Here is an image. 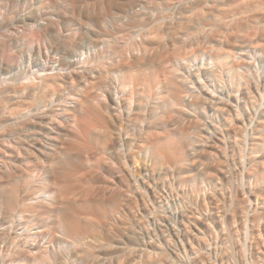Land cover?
Returning <instances> with one entry per match:
<instances>
[{
    "label": "bare ground",
    "instance_id": "obj_1",
    "mask_svg": "<svg viewBox=\"0 0 264 264\" xmlns=\"http://www.w3.org/2000/svg\"><path fill=\"white\" fill-rule=\"evenodd\" d=\"M0 1H3L1 2L3 3V6L5 3L7 5L6 8H8L7 10H5L6 11L5 14L3 13L4 15L0 17V31H4L5 34L9 36L6 32L9 33L11 29H15V28L22 29V33L20 32L21 33L20 36H17V37L15 36L14 38H12V35H11V37L9 36L7 40L19 42V41H26L27 39L29 41L35 42L36 50L39 52V54L40 52H42V50H47V49L55 51L56 55L58 56L56 57L57 58L56 61L58 62L57 67H60L57 69L56 72H50L49 70L46 69V66L49 62L41 61L39 64L40 68H38V71L36 72V74L32 73L27 76L25 75L26 77L23 76L25 78V79L23 78L25 82H21L20 78L18 79L19 82H15V80H11V78L8 80L6 79L0 80V111L1 110L3 111V109L7 107L5 105H8V102L10 100L12 99L18 100L20 99L19 97L24 98L25 94L30 95L31 97L32 96L31 94H34L33 92H35L36 90L39 92L38 89H41V88L42 89L50 88L51 94H52V95H49V97H47L48 99H46V96L43 97V99H41L42 96H39V94H37L38 99H33L34 97L33 98L31 97L33 100L30 103H29L30 99L28 98L29 100L28 101L26 99L27 97L25 96L26 97L25 99L27 100L25 102L27 103L26 104L23 103V105L21 103L20 104L21 106L19 105L20 108L12 114L13 117H11V119L6 118L4 116H0V126L3 127L4 133L6 132V134L15 135L23 131L32 132L30 133V135H23L20 138H16L17 139L16 143L21 146V149H23V151L25 150L27 155L28 154L31 156L35 155L36 157L42 159L41 164L39 162H38L39 165L34 164L37 166L36 169L38 170V173H39L37 174V176H34L30 173L31 171L29 169L28 170L30 172L26 169H22V167L19 164H16V162L12 161V156L13 158L16 157L15 154H13L14 151H10V149L12 148H10L9 151L6 150L5 152L2 150L3 147L0 149V157H2V160H1L2 165H0V243L3 244L0 246V264L1 263L2 264H68V260L71 257L70 255L72 254V252L70 253L71 251L70 248H73V249L76 248V251L78 249L77 252L79 254L77 256L81 257L80 259L81 260L83 259L84 263L86 262L85 264H90L93 261L95 264V262L96 263L98 262L99 258H102L100 259L101 261L104 258L103 260L104 262L105 257L98 258L97 256L98 254L97 252L99 251H98V248L96 247L99 245L98 247L101 250L103 248L101 246L102 243H99L101 241L98 240L100 236L97 239L98 241L96 243L93 240L87 241L88 240L87 237H89V236L86 237V235L88 234V231H92L95 228V226L99 225V222H100V225H102V226L100 225L99 226L104 230L106 227L108 228L110 226L109 223L111 221L114 222L113 219H114V216H116V214H118V216L126 214L124 211H121L120 204L122 205L123 203H125L126 201L125 199H128V198H125L126 196H129L127 193L131 194L134 192L133 191L134 188H132V185L135 187V191L137 192L141 191L140 193L148 197L150 196L149 194L151 192L149 183L154 184L155 181L159 180L161 175L164 176L163 173H165V171H167L165 176L166 175L169 176V173H171L169 176L171 177L174 171H177L176 168H179V166L185 165L187 161H189L191 164L193 163V166L195 162L198 163V166L195 168L196 172H194V174L192 175L193 177L191 178V180H189V184H191L190 192H192V194L193 192L200 191V186H201L200 184H204L205 182H207L206 184H210L211 187L212 186L216 187L217 182L219 184L220 183L219 181H221L222 182L220 183L221 188L224 189L225 187L224 185H228L229 187L230 184H232L233 182V178L234 179L238 178L236 176H241V178L239 177L240 180H242L241 183L244 181V179L253 178L252 180L253 184L255 182V184L260 183L264 185V173H263L264 172V158L260 157V160L257 161L253 156V155H258V153L264 152V133H260L257 136H254V131H256L255 129L256 127H255L254 129H252V131L250 130V131H247L248 133L246 132L248 135L247 137L245 136H244L245 138L243 137L244 138L243 141H245V143L247 144L246 145L247 153H245V156H244L245 159L243 155H241L240 157H243L244 162H246L245 166H244V162L241 163L239 161L240 164L242 165V167L239 166L241 167L239 168V170L237 169L235 171L234 169L235 166H234L231 169L229 168L230 170L227 168V170L224 172L218 171L221 174V176L217 174V178H215L216 180L211 179L215 173L214 172L209 180L208 178H206L208 177L207 175L208 173L206 174L207 172L206 169L204 170V167H203V170L206 171L205 173L204 172L201 173L202 170L201 171L199 170L201 168L200 165L205 166L206 163L200 159L201 152L203 149L201 150L198 149L199 146L201 145L198 142L202 141L201 137H203L205 133L209 135V133L207 132L209 130L206 128H200L199 126L197 127V125L193 124L194 117H196V115H199V114L200 115L202 114L204 116L203 119L206 122L208 119H211L213 116H216L217 114H221L222 111L223 112L226 111V114H227L226 116L229 115L230 117H233L235 114L237 113L239 114V112L243 110L244 108L247 109V107H250L249 106L250 99L248 98L249 97L248 95L252 94L250 96H253V94L257 91L259 92L264 91V52L260 53L259 50L256 49L257 47L256 48L254 47V49L253 48L250 49L252 46H249L250 48L249 50H247L248 47H246V45L244 46L242 44L228 43L231 39L227 40L226 43L225 42L222 43L220 39H217L216 41L218 40L220 41L219 43L218 42L216 43L217 45L215 44L216 46H219L217 47L218 49L212 48L215 45L211 44L213 45L211 47L212 48L211 50L213 49L214 50L211 51L210 53L207 52L209 53V55H207V58L205 57L206 59H204V61L203 59L200 60V61H203V63L201 64L202 65L201 67L205 65H208L209 67L206 69L203 67V71L202 70L199 71L198 69L193 70L196 72H194V74H192L193 73L192 72L191 74L196 75L195 73H198V77L196 75L197 78L199 79L204 78L210 82L220 81L226 78L225 80H227V82L232 86L230 87L232 89L228 92L227 96L224 94L226 96V99L222 98V100H219L218 102L213 103L211 102L212 100L211 101L209 100L210 98H207V97L205 98V96H201L202 91L200 90L199 87H198L199 89L198 88L197 89L200 91H197L195 90L194 86L192 87L194 90L192 88L190 89V87L187 86V84H191V83L185 84L184 80H188L187 76L184 78L183 77L184 75L182 77L171 75L170 72L176 71V68H178L179 66L182 67L184 65V63L182 64L179 63V61H181V57H179V60H177L178 63L175 64V67L170 66L171 68L169 69V71L168 69L164 67L165 64H163V60H162L163 57L160 54V52L156 51V49L157 48L163 49V46H165L164 39L167 34L164 35L163 33H161V31H159L160 29L157 28V26L159 25L156 24L157 26H155L156 28L155 30L154 28H152L153 29L152 31L146 30L147 33L145 35L143 33V36L138 35L139 32L137 30L136 31L138 33L137 32L135 33L134 31L130 32V29L134 27L135 24H139V23L141 24L142 22L141 20L142 18H140L142 14L138 13L139 11H135L137 9L134 10L136 0H64V2H66L69 5V7H71L70 9L71 11L73 8V11L70 12V10L67 11L66 9L65 12H63L64 13L63 17H58V18H57V15H55V13L53 14L51 11H48V8H55L56 5H59L57 4V0H0ZM23 4H25L26 6L27 4L28 5L31 4L30 5L31 7L29 9L27 8L28 10L26 11L25 10L26 6H24ZM80 5L81 7H83V9L81 8V10H85V11H78L80 10L78 9ZM114 5H116V7H119L118 8L119 14L118 15L116 14L117 17L115 18V21H114L115 25L113 24L114 25L113 28L112 26L110 28H112V30L115 31V35H117V37L113 36L114 35V33H112L113 31L111 32L110 36L112 35L114 39L117 38L118 40L115 39L116 41H114V39L111 40L107 38L109 37L107 33L108 30L103 29L104 30L103 31L102 29H100L102 30V32L97 31L96 29H94V27H92V23L90 24V22L92 21L94 22V25L96 24L98 25V27L100 26V28H103L104 26L102 25L104 24L103 22L105 21L104 20L105 16H107V14H109L112 11V8ZM256 5L259 6V4L257 3ZM74 10L75 12L77 11V13L84 12L82 15L83 18L81 16L82 19L79 18V21H78V18H75V21L73 19L76 14ZM96 11H98V13L93 14V12H96ZM69 13H71L70 15L71 20H73L74 24L73 23L71 24L72 21L70 20V16H68ZM77 15L78 14H76V16ZM84 19H86V21ZM112 22H113V19H112ZM62 24L64 26L63 28H61ZM74 25L77 26L76 29H72L74 31H70L69 28L71 29V27H73ZM174 26L176 25H173V27ZM177 26L180 27V25L178 24ZM140 32L142 33V30ZM152 33H155V34H152ZM138 36L140 37V39ZM209 36L211 37V35ZM214 37H215V34H214ZM226 37H229V36H226ZM215 38L211 37L210 39L215 40ZM237 41H239V39L236 40V43ZM242 41L244 42V40ZM240 42L241 40L239 41V43ZM181 44H183V42ZM222 44L223 45L226 44L225 45L226 47L225 48L222 47L223 46ZM83 50H87V52H83ZM92 50L93 52L95 51L94 53L99 52L100 58L101 56H103V58L110 59V62H111V57H112L111 56L112 54L110 55V53H113V56L114 54L117 53L118 55L116 54V57L118 56L117 58L119 59L116 60L117 58L114 57L115 60L112 61V63L108 62L109 64L108 63L106 64L105 62L107 61H105L104 64H106L107 67L103 65V68L106 67V70L104 69V71H101L100 68L98 70V68L96 67L95 68L97 70L91 69V67L89 68L88 66L87 68H84L85 64L87 63V61L90 59L91 55L93 54V53L92 54L90 53ZM128 50L130 51V54L132 53L131 56L130 55L125 56L124 53L129 52ZM207 50L210 51V45ZM259 55H260V58L262 57V61L260 60L262 64L259 66V68L256 69L255 71H252L251 69H247V67L248 68H252V67H249V64L251 63H249L248 65L246 64L245 58L246 57L256 58V57H259ZM42 57L48 60L50 56L48 54H44L42 55ZM6 58H8V60H11V61L16 59L15 55L13 54L12 55L6 54ZM108 65H109V68H108ZM185 66L187 69L190 65L186 64L183 67ZM244 66H246V69H243ZM111 69L118 70L119 72H121V74L122 72H124L123 74H126L124 75V77L122 76L123 74L121 75V77L123 78L122 80H117L116 85L112 83L115 81L112 80L110 82V80H108L110 77V76L108 77V74L112 72ZM179 70L180 69H177V71ZM169 74L171 75V77L164 80V77ZM18 77L19 76H17V78ZM112 78L114 79V76ZM140 78L142 80H135V79H140ZM161 78H163V80H160ZM189 79H190V75H189ZM241 80L243 83L240 82ZM250 80H255V82L250 83V82H253ZM162 81H166V82L162 83ZM200 81H199V84H200ZM62 83H63V86H62ZM220 83H218L219 86H222L220 85ZM194 84L195 83H192V85ZM67 86H69L68 89H67ZM61 87H64V90L65 88L68 90V91L67 90L65 91V94L67 92V95L62 94L64 90ZM206 91L209 92L208 90ZM211 92L213 93V91ZM205 94L207 95L208 93L205 92ZM259 95L261 94L259 93ZM187 97L190 99H187ZM251 103H254V102H251ZM17 108H18V105H17ZM261 112L262 113L259 115V118L258 117L257 118L258 120L262 118L263 119L262 123L264 124V110ZM255 113L258 116L257 114L258 112H255ZM229 118L225 120L231 121V119ZM199 122L200 120L198 121V123ZM231 123H234V122H231ZM243 130L246 131L247 129H244L243 127ZM246 133L244 135H246ZM209 138L211 139L212 137H209ZM223 138L224 137H222V139ZM241 138H242V135H241ZM206 139L207 138H205V140ZM218 141L220 142V139H217V141H215L216 144L218 143ZM238 143L239 141L238 142L236 141V144ZM93 145H95V147L97 148L93 147ZM3 146L5 147V145ZM94 148L96 149L94 151L95 153L94 152L92 153ZM246 149L244 148L242 150L239 147L238 151L241 150V152H246L244 151ZM1 150L3 151L4 154L2 153ZM232 150H235V148L232 147ZM30 157L28 158L30 159ZM24 159H27V156ZM103 163L104 164L108 163L106 166L109 167L112 171L110 169L109 170L111 172L108 169L107 170L110 172V174L112 173L111 177L113 175L116 178L114 179L113 183L114 185L117 186L115 188H118L116 189L118 191L116 193V190L113 188L115 190V193L113 194H116L117 196L116 195H115L116 197L113 196V194H111L110 192L111 196H107L108 198L106 197L102 198V196H100L101 197L100 198L98 197V193L100 189L98 190L95 188L94 191H98V193L96 192L97 196L96 194L94 195L88 194L91 198L90 197L88 198V196H86L85 198L83 192L86 189L88 190L87 187L90 185V179L98 178V176L100 175L99 172H98L99 173L98 175V173L94 171L93 174L97 173L96 175L98 176L93 178L92 174H89V173L92 170H95V168L97 169V167H99L100 165L103 166L104 165ZM256 163L259 165L258 167H260V172H262L263 174L262 173L260 174L259 171L256 170L255 167L257 166L254 165ZM23 165H25V163ZM133 167H135L134 168L135 170L133 169ZM83 172L88 173V176L86 175L87 178L85 177H83L84 179L80 178V176H82L80 175V173L83 174ZM89 175L92 177H90ZM102 176H100V178ZM111 177L109 175L110 179ZM104 178H105V175L100 180V181L103 180L104 182L102 185L103 187L101 186L102 188H104V186L106 185L109 186L110 183H112L111 181L110 183L109 181H107L109 180L108 177H107L108 179L106 178L105 181H104ZM165 178L166 177L161 178V179L162 180L164 179L163 181H165L166 180ZM161 181L159 180V182ZM184 182L182 183L183 185H184ZM29 185H31V188L28 189ZM222 185L224 187H222ZM241 185H243V183ZM156 186H158V184H156ZM236 187L238 188L239 185ZM231 188H233L232 185H231ZM211 189H214V188H211ZM215 189H217V187ZM261 189L262 188H259L258 191H261ZM103 190H101V192H103ZM109 190L111 191V187ZM75 191L79 193H77V195H75L74 197L73 194ZM101 192H100V195L102 194ZM153 194H154V191H153ZM222 194L223 193H221V195ZM236 194H237L236 190L231 189V197L230 198L227 197L226 199L227 201L229 200L227 202L228 204H226L225 202L226 200H224L225 197H223L224 199L222 198V200L221 199L219 200V201H222V203L224 202L223 206H221L222 204L220 203L221 204L220 207H218L219 205L215 203L220 197L218 198L217 196L216 198L217 200L216 199H215L216 201L214 200L215 206L217 205L216 208H218L217 213L220 211V208H221V211L222 209H224L221 215L217 214L219 217H217L218 220L216 221L220 228L221 226L226 227V230H223L224 234L225 233L226 234L221 235V236H224V237L227 236L228 239H231L229 240V242L230 241L232 242L234 240L237 241V239L232 240L234 238L233 236L235 235V234L233 235V233L234 232L236 233L237 232L236 230L239 231L240 229L241 231V229L244 230L245 228L248 230L246 238L249 236L248 238L250 239V241H247L248 244L247 242L246 244H244L245 242L243 243L241 242V240L242 239L245 240L246 238L245 237H243L242 239L239 238L238 243L240 241L241 243H243V246L239 244V247H237V249H239V253L236 258H238L237 261L239 263H237L233 255V261L234 260L236 261V263L234 261L233 264H243V262L247 260V258H250L247 261L248 264H258V262L263 261L264 258L261 260L262 258L261 252H260L261 256H256V254L254 253V249L257 248V246L261 247L262 244L264 245V239L261 238V234L262 232H264V230L262 232L260 229L256 231L257 232L256 234L257 236H256L255 233L252 232V228L256 226V224L259 223L260 221H264V201L261 202L262 204L261 207L260 205L258 206V204L256 203L257 201H259L260 198L264 197V190L262 191V193H258V192L249 193V194L246 193L248 196H246L247 198L244 199L245 205H242L240 207L237 206L238 201L240 199H237L238 197L236 196ZM102 195L106 196L105 193ZM76 196L78 197L76 198ZM132 197H133V194H132ZM122 198L124 199V202ZM153 198H155V196H153ZM103 199H105L106 202H110V204L107 205V203H105ZM120 201H122L123 203H120ZM127 201H129V199ZM132 201L133 203L136 202L134 200ZM219 201L217 203H219ZM129 203L131 204L132 202H129ZM153 203H155V201ZM251 203H253V206H250ZM125 205L123 204V206ZM215 206H213V208ZM132 209L133 207H131L130 210ZM139 212L140 211H138V213ZM122 217L117 219L118 222L121 219L120 221L122 222V224L124 223L127 224L126 222L123 223ZM187 218L190 219V216ZM97 220H99L98 224L96 223ZM123 220L125 221L126 219L124 218ZM146 221L148 223V220ZM113 222L111 223V225L113 224ZM115 223L116 221L114 222V224ZM142 223L143 222L141 221V224ZM181 223H183V221ZM120 224L117 223V225H120ZM117 225H115L116 227L112 225L114 226V229L113 230L111 229L113 233L115 231V228L117 230V233L120 232L118 230L119 226ZM232 225H234V227L237 225L235 228H233L234 230L232 229ZM20 226H21V230L24 231V233L26 231L25 233L26 234L25 238L27 237L26 239H28L29 236L34 237L33 239H31L30 242H28V240L26 239H23L22 241H20L21 240L20 239L19 241H17L15 239L16 237L14 236H13L14 240L16 241L13 242L14 240H13L12 235L16 234L14 233V230L18 232L17 228ZM123 226L120 225L121 231L123 230L121 229L123 228ZM39 228H41L42 230L39 231L38 230ZM130 228L131 226L129 227V229ZM32 229H35V232L34 231L33 233L27 232V231H31ZM56 230L57 232L54 233V231ZM130 230H133V229H130ZM112 231H109L108 233ZM58 232L61 234L60 236H58L59 235ZM123 232L124 231H122L123 235L121 233L120 234L123 237L127 236V234L124 236L125 232L124 233ZM244 233L242 234V236L244 235ZM55 234H58V235L56 236ZM92 235L93 233L90 234L91 237ZM20 236L21 235L19 233V237ZM107 236L109 237V235ZM105 238H106V234H105ZM114 238L112 237V239H109L110 241L113 240L111 242L108 241L109 243L107 241L105 242L102 241L103 243H108L106 245L103 244V246H107L110 251L114 249L115 251L113 252H118V251L124 252L123 255L127 253L129 249L127 250L125 249L126 250L125 252L124 247L122 248L119 246L121 243L120 240H122L121 236H120V239L115 238L114 240ZM42 239L43 241L44 239H46L45 240L46 242L43 244L41 243ZM194 239H196V237L193 238V240ZM134 241L137 242L136 240ZM7 242H9V244L11 245L13 244L12 250H11V247H9L11 245H9L8 247L6 246ZM170 242H173V239ZM190 242H192V240ZM195 243L197 244V242ZM236 243H234L235 245L234 247L238 245ZM121 244H124V243H121ZM138 245L140 244L138 243ZM191 246H195V245L191 244ZM157 247L159 246L157 245ZM260 247H258L259 251H260ZM92 248L93 250L94 248L96 249L97 251L96 252L97 254H95L96 256L94 255L95 250L93 251ZM234 249L232 250L233 252L235 251ZM237 249L235 252H237ZM109 250L107 252L112 253V252H109ZM131 250H132V247L130 251ZM199 250L197 249V251ZM227 250L229 251V248ZM142 251L145 252V249L144 250L142 249ZM151 251L152 250H150V253H154L155 250L153 252ZM133 252L128 251L129 254H132ZM162 252L159 253L160 255L157 254L158 256L156 257H159V256L161 258L164 257L165 253H162ZM193 252L197 253L196 251H193ZM230 252L231 251H229V253ZM245 252H249V254L248 253L247 254L250 257L246 258V254H245V260L242 262V259H244ZM128 253H127V256L129 257ZM146 254L149 255V253H146ZM230 254L232 255L235 253H230ZM230 254L228 256H230L231 258L227 257V260H229L228 258L232 259V256ZM133 256L135 257L136 255L134 254ZM200 256L202 257V255ZM214 256H215V253H214ZM170 257H171V254H170ZM166 258L167 257H165V259ZM222 258L223 257H220V260ZM168 259H171V258H168ZM194 259H196V256L194 257ZM163 260L164 258L158 259V260L157 258H155L154 261L151 262L149 259L148 264H164L165 262L162 263ZM200 260L202 261V258ZM258 260H261V261H258ZM117 261H118V258H117ZM221 261L224 262L223 259ZM143 262L146 263V261H143ZM213 262H214L213 264L219 263L218 260L217 262L215 261ZM222 262H220V264H222ZM247 263L245 262L244 264H247ZM120 264L122 263L120 262ZM201 264H205V262L204 263L201 262ZM262 264H264V262H262Z\"/></svg>",
    "mask_w": 264,
    "mask_h": 264
},
{
    "label": "rangeland",
    "instance_id": "obj_2",
    "mask_svg": "<svg viewBox=\"0 0 264 264\" xmlns=\"http://www.w3.org/2000/svg\"><path fill=\"white\" fill-rule=\"evenodd\" d=\"M1 2H3V1H0V17L1 16H3L4 14H5V10H7L8 8H6L7 7V5L4 3V6H3V3H1ZM137 2V3H136ZM136 2H135V6H134V10L135 9H137V10H135V11H139L138 13H140V14H142V16L140 17V18H142L141 20H142V22H141V24L139 23V24H135L134 25V27H132L131 29H130V32L132 31H134L135 33L137 32L138 33V35H142L143 36V33H144V35L147 33V31L146 30H153L152 28H154V30L156 29L155 28V26H157V25H159V26H157V28L158 29H160L159 31H161V33H163L164 35H166V37H165V39H164V42H165V46H163V49L162 48H157L156 49V51H158V52H160V54L162 55V57H163V64H165V68L166 69H168V71H169V69L171 68V67H175V64L176 63H178L177 62V60H179V57H181V61H179V63H184V65H186V64H188V65H190L187 69H188V71H187V69H186V66L185 67H178V68H176V71H177V69H180L179 71H173V72H170L171 73V75H175V76H180V77H182L183 75V77L185 78L186 76H187V78H188V80H184L185 81V84H187V83H191V84H187V86L188 87H190V89L194 86V88H195V90H197V91H202V93H201V96H205V98L207 97V98H210L209 100L211 101V102H213V103H215V102H218L219 100H222V98L223 99H226V96H227V94H228V92L232 89V88H230V87H232L228 82H227V80H220L221 81V83H220V81H214V82H210V81H208V80H206V79H204V78H201V79H199V78H197L198 77V73H195L196 75H197V77H196V75H192V74H194V72H196V71H193V70H199V71H203V67L206 69V68H208L209 66L208 65H205V66H203V67H201L202 65V63H203V61H204V59H206L207 58V55H209V53L211 52V51H213L214 49H218L217 47H219V46H216L217 44V42L219 43L220 41H222V43H226V41L227 40H230L228 43H234V44H242V45H246V47H248L247 48V50H249V46H252L250 49H254V47L256 48V49H258L259 50V52L260 53H262V52H264V0H136ZM256 3L257 4H259V6L258 5H256ZM263 3V4H262ZM2 4V5H1ZM57 4H59V5H56V9L55 8H48V11H51L53 14L55 13V15H57V18L58 17H63V12H65V10L67 9V11H69L70 9H71V7H69V5L66 3V2H64V0H57ZM196 4V5H195ZM256 5V6H254V5ZM6 5V6H5ZM24 6H26L25 4H23ZM31 4H27V6L25 7V10L27 11L31 6H30ZM33 5V4H32ZM68 5V6H67ZM83 5V4H82ZM191 5V6H190ZM190 7V9H189V7ZM198 6V7H197ZM3 7V8H2ZM69 7V8H68ZM115 7V8H114ZM5 8V9H4ZM28 8V9H27ZM81 8L83 9V7H81V5H80V7H78V9H80V10H78V11H85V10H81ZM119 7H116V5H114L113 6V8H112V11L109 13V14H107V16H105V21L103 22L104 24L102 25V26H104L103 28H100V26L98 27V25H94V22H90V24L92 23V27H94V29H96L97 31H101L102 32V30L103 29H106V30H108L107 31V33H108V36L109 37H107V38H109V39H111V40H113L114 39V37L113 36H115V37H117V35H115V31H113L112 30V28H113V26L115 25V18L117 17V15L119 14V9H118ZM195 8V9H194ZM76 9V8H75ZM218 9H219V11H218ZM77 10V9H76ZM60 11V12H59ZM62 11V12H61ZM72 11H73V8H72ZM71 10H70V12H72ZM58 12V13H57ZM74 12H75V10H74ZM142 12H144V13H142ZM4 13V14H3ZM78 14L77 16H76V14ZM74 14H75V17L73 18L74 19V21H75V18H78V21H79V18H81V16L83 15V13L84 12H80V13H77V11L75 12ZM96 13H98V11H96V12H93V14H96ZM117 14V15H116ZM62 15V16H61ZM71 15V13H69V15L68 16H70ZM73 15V14H72ZM85 15V14H84ZM147 15V16H146ZM112 16H114V17H112ZM186 17V18H185ZM68 18V17H67ZM82 18H83V16H82ZM81 18V19H82ZM147 18V19H146ZM112 19H113V22H112ZM157 19V20H156ZM70 20H71V16H70ZM85 21H86V19H84ZM83 20V21H84ZM160 20V21H159ZM185 20V21H184ZM187 20V21H186ZM72 22H71V24L73 23V20H71ZM77 21V20H76ZM146 21H147V23H146ZM153 21H155V22H153ZM172 23H171V22ZM111 22H112V24H111ZM146 23V24H144V23ZM157 22V23H156ZM160 22V23H159ZM178 22V23H177ZM181 22V23H180ZM77 23V22H76ZM75 23V24H76ZM154 23V24H153ZM162 23V24H161ZM166 23H168V24H166ZM74 24V23H73ZM109 24V25H108ZM114 24V25H113ZM157 24V25H156ZM177 24L178 25H180V27H178L177 26ZM106 25V26H105ZM161 25V26H160ZM168 25V26H167ZM173 25H176V26H174L173 27ZM184 27H183V26ZM187 25V26H186ZM62 27L61 28H63L64 26H63V24L61 25ZM75 26V25H74ZM71 27V29L69 28V30L70 31H74V30H72V29H76V27L77 26H75V27ZM112 26V28H110ZM143 26V27H142ZM144 26H145V28H144ZM153 26V27H152ZM167 26V27H166ZM263 26V27H262ZM98 27V28H97ZM105 27H107V28H105ZM151 27V28H150ZM166 29H165V28ZM176 27V28H175ZM182 27V28H181ZM141 28V29H140ZM168 28V29H167ZM169 28H171V29H169ZM177 28H179V29H177ZM65 29V28H64ZM64 29H62V30H64ZM100 29H102V30H100ZM163 29V30H162ZM173 29V30H172ZM177 29V30H176ZM186 29V30H185ZM137 30V31H136ZM142 30V33L140 32ZM200 30V31H199ZM104 31V30H103ZM113 31V32H112ZM148 31V32H149ZM184 31V32H183ZM188 31V32H187ZM196 31V32H195ZM198 31V32H197ZM3 32L4 31H0V80H4V79H6V80H8V79H10L11 78V80H15V82H19L18 81V79L20 78V81L21 82H25V78L23 77V76H27V75H30V74H36V72L38 71V68H40V66H39V64H40V62L41 61H43V62H49L48 64H47V66H46V69L47 70H49L50 72H56L57 71V69L58 68H60V67H57V65H58V62L56 61L57 60V58L56 57H58L57 55H56V52L55 51H52V50H49V49H47V50H42V52H40V54H39V52L36 50V45H35V42H32V41H29V40H27L26 39V41H19V42H15V41H9V40H7L8 39V37L10 36L11 37V35H12V38H14L15 36L17 37V36H20V34L22 33V29L21 28H15V29H11L10 30V32L8 33V32H6L9 36H7L6 34H5V32H4V34H3ZM21 32V33H20ZM111 32L112 33H114V35L112 36H110V34H111ZM194 32V33H193ZM204 32V33H203ZM208 32V33H207ZM64 33H66V32H64ZM141 33V34H140ZM189 33V34H188ZM191 33H193V34H191ZM198 35H197V34ZM227 33H228V35H227ZM16 34V35H15ZM117 34V33H116ZM152 34H155V33H152ZM187 34H188V36H187ZM212 34H213V36H212ZM214 34H215V37H214ZM106 35V34H105ZM201 35H202V37H201ZM204 35V36H203ZM209 35H211V37H213V38H215V40L214 39H210L211 37L209 36ZM230 35H232V36H234V37H232V36H230ZM119 36V35H118ZM141 36V37H142ZM187 36V37H186ZM194 36V37H193ZM200 36V37H199ZM226 36H229V37H226ZM236 36V37H235ZM139 37V36H138ZM204 37V38H203ZM205 37H207V38H205ZM209 37V38H208ZM198 38H199V40H198ZM202 38V39H201ZM229 38V39H228ZM236 38V39H235ZM116 40H118L117 38H115ZM114 39V41H116ZM139 39H140V37H139ZM201 39V40H200ZM210 39V40H209ZM217 39H220V41L218 40V41H216ZM235 39V40H234ZM239 39V41L241 40V42L239 43V41H237V43H236V40H238ZM204 40V41H203ZM209 40V41H208ZM214 40V41H213ZM242 40H244V42L242 41ZM8 41V42H7ZM185 41V42H184ZM198 41V42H197ZM210 41H212V42H210ZM216 41V42H215ZM231 41H233V42H231ZM7 42V43H6ZM183 42V44H181ZM209 42V43H208ZM215 42V43H214ZM211 44H216L214 47H212L213 45H211ZM184 46V47H182V46ZM209 45H210V51L209 50H207L208 49V47H209ZM223 45V44H222ZM226 44H224L222 47H226L225 46ZM207 47V48H206ZM214 48L213 50H211L212 48ZM7 51V52H6ZM97 51V50H96ZM127 51V50H126ZM129 51V50H128ZM4 52V53H3ZM46 52V53H45ZM83 52H87V50H83ZM95 52V51H94ZM93 52V50L90 52L92 55H91V57H90V59L87 61V63L85 64V66H84V68H87V66L90 68L91 67V69H94V70H97L96 68H98V70H99V68L101 69V71H104V69L106 70V64L108 63V62H110V59H106V58H103V56H101V58H100V54H99V52L97 53H94ZM204 52V53H203ZM207 52H209V53H207ZM128 53V54H127ZM207 53V54H206ZM6 54L7 55H9V54H13V55H15V57H16V59L15 60H13V61H11V60H8V58H6ZM44 54H48L50 57H49V59L47 60V59H44V57H42V55H44ZM58 54V53H57ZM112 54V55H111ZM117 54V53H116ZM116 54H114V56H113V53H110V55L112 56H110L111 57V62L110 63H112V61H114L115 60V58H117L116 57ZM125 54V56L126 55H130L131 56V54H130V51L129 52H126V53H124ZM89 55V54H88ZM118 55V54H117ZM181 55H183V56H181ZM196 55V56H195ZM200 55V56H199ZM202 55V56H201ZM204 55V56H203ZM41 56V57H40ZM129 56V57H130ZM109 57V58H110ZM115 57V58H114ZM129 57H128V59H129ZM191 57H192V59H191ZM195 57V58H194ZM202 57V58H201ZM206 57V58H205ZM103 58V59H102ZM112 58H114V59H112ZM186 58V59H185ZM247 58V59H246ZM245 58V60H246V64L248 65L249 63H251V64H249V67H252V68H248L247 67V69H251L252 71H255L256 69H258L259 68V66L262 64L261 63V61H262V57L260 58V55H259V57H256V58H249V57H246ZM258 58V59H257ZM260 58V59H259ZM106 59V60H105ZM119 58H117L116 60H118ZM126 59H127V57H126ZM182 59H184V60H182ZM195 59V60H194ZM203 59V61H200V60H202ZM49 60H51V61H49ZM104 60V61H103ZM253 60V61H252ZM261 60V61H260ZM55 61V62H54ZM105 61H107V62H105ZM184 61V62H183ZM260 61V62H259ZM97 62V63H96ZM104 62L106 63V64H104ZM128 62V61H127ZM130 62V61H129ZM166 62V63H165ZM254 62V63H253ZM259 63V64H258ZM89 64V65H88ZM98 64V65H97ZM109 64V63H108ZM258 64V65H257ZM97 65V66H96ZM103 65H105L104 67L105 68H103ZM193 67H192V66ZM50 66V67H49ZM52 66V67H51ZM54 66V67H53ZM101 66V67H100ZM171 66V67H170ZM207 66V67H206ZM96 67V68H95ZM52 68H53V70H52ZM55 68V69H54ZM108 68H109V65H108ZM107 68V69H108ZM191 68V69H190ZM204 69V70H205ZM243 69H246V66H244V68ZM112 70V72H110V74H108V77H109V79L108 80H110V82L113 80V81H115V82H112V83H114V85H116V83H117V80H122V78L124 77V75H126V74H123L124 72H122V74H121V72H119L118 70H115V69H111ZM115 70V71H114ZM189 70H190V72H189ZM148 71H150V70H148ZM147 71V72H148ZM193 72V73H192ZM28 73V74H27ZM173 73V74H172ZM176 73H177V75H176ZM190 73V74H189ZM192 73V74H191ZM16 74V75H15ZM179 74V75H178ZM180 74H182V75H180ZM21 75V76H20ZM121 75L123 76V77H121ZM171 75L169 74V75H167V76H165L164 77V80H166L167 78H170L171 77ZM189 75H190V79H189ZM17 76H19L18 78H17ZM25 76V77H26ZM114 76V79L112 78ZM120 76V77H119ZM192 76V77H191ZM195 76V77H194ZM118 77V78H117ZM24 78V79H23ZM121 78V79H120ZM126 78V77H125ZM116 79V80H115ZM127 79V78H126ZM125 79V80H126ZM196 79H198V80H196ZM17 80V81H16ZM67 80V79H66ZM128 80V79H127ZM135 80H142L141 78L140 79H135ZM160 80H163V78H161ZM200 80H202V81H200ZM71 81V80H70ZM187 81V82H186ZM190 81V82H189ZM191 81H193V82H191ZM199 81H200V84H199ZM224 81V82H223ZM244 81V80H243ZM247 81V80H246ZM250 81H253V82H250ZM250 81H248V82H250V83H254L255 82V80H250ZM163 82H166V81H162V83ZM197 82V83H196ZM220 83V85H222V86H219V84L218 83ZM241 83H243L242 82V80L240 81ZM192 83H195L194 85H192ZM203 84V85H202ZM217 84V85H216ZM225 84V85H224ZM162 85H164V84H162ZM199 85H201V86H199ZM224 85V86H223ZM62 86H63V83H62ZM142 86V85H141ZM140 86V87H141ZM220 88H219V87ZM64 87H66V86H64ZM64 87H61V88H63V90H64ZM68 87L69 86H67V89H68ZM200 88V90H198L199 88ZM143 88V87H142ZM198 88V89H197ZM42 89V88H41ZM41 89H38L39 90V92L36 90L35 92H33L34 94H31L32 96V98L33 99H38V95L37 94H39V96H42V98L41 99H43V97H45L46 96V99H48L47 97H49V95H52L51 94V89L50 88H47V89H45V88H43L42 90ZM66 88H65V90H64V92L62 93V94H64V95H67V92H66V94H65V91L67 90ZM193 89V88H192ZM194 90V89H193ZM206 90H208L209 92H207ZM68 91V90H67ZM211 91H213V93L211 92ZM252 91H254V90H252ZM256 91V90H255ZM205 92L206 93H208L207 95L205 94ZM257 92H259V91H257ZM257 92H253L254 94H253V96H250V95H252V94H250V95H248L249 97V106L250 107H247V109L246 108H244L243 110H241L240 112H239V114L237 113V114H235L233 117H230L229 115L228 116H226L227 114H226V111H222L221 112V114H217L216 116H213L211 119H208L207 120V122L203 119V115L201 114H199V115H196V117H194V122H193V124H195V125H197V127L199 126L200 128H206V129H208L209 131H207L208 133H209V135L207 134V133H203L204 135H203V137H201L202 138V141H204V142H198L199 144H201L200 146H199V150H201V149H203L202 150V152H201V157H200V159L202 160V161H204L206 164H205V166H202V165H200V171H201V173H205L206 171V174L208 175V177H206V178H208L209 180H210V178H211V176L213 175V173H214V175L212 176V178L211 179H213V180H216L215 178H217V174L219 175V176H221V174L218 172V171H226L227 170V168L229 169H231L232 167H234V169H235V171L238 169L239 170V168H241L242 167V165L240 164V162L241 163H243L244 162V159H245V153H247V147H246V143H245V141H243V139L245 138V137H247L248 135H247V131H252V129H254L255 127V129H256V131H254V136H257L258 134H260V133H264V124L262 123V118H260L259 120H258V118H259V115L262 113L261 111H263L264 110V95H262V94H264V91H262V92H259L261 95H259V93H257ZM211 93V94H210ZM196 94H197V92H196ZM222 94V95H221ZM226 96H225V95ZM27 98H26V97ZM258 96V97H257ZM261 96H262V98H261ZM30 97V95H24V98L23 97H19L20 99H12V100H10L9 102H8V105H5V106H7V107H5L4 109H3V111L1 110L0 111V116H4V117H6V118H10L11 119V117H13L12 116V114L16 111V110H18L20 107H19V105L22 103V105H23V103L24 104H26L27 102H25V101H27L28 100V98L30 99V101H29V103L30 102H32V98ZM256 97V98H255ZM27 100H26V99ZM40 98V97H39ZM221 98V99H220ZM45 99V98H44ZM187 99H190V98H188L187 97ZM20 100H21V102H20ZM256 100V101H255ZM15 101V102H14ZM19 101V102H18ZM251 102H254V103H251ZM14 104V105H13ZM253 104V105H252ZM12 105V106H11ZM16 105V106H15ZM17 105H18V108H17ZM234 105V104H233ZM21 106V105H20ZM231 106H232V104H231ZM235 106H236V104H235ZM11 107V108H10ZM257 107V108H256ZM16 108V109H15ZM253 108V109H252ZM256 108V109H255ZM246 109V110H245ZM257 110V111H256ZM260 112H259V111ZM2 112V113H1ZM7 112V113H6ZM252 112V113H251ZM255 112H258L257 114H258V116L256 115V113ZM254 113V114H253ZM197 114V113H196ZM250 115V116H249ZM256 115V116H255ZM239 116V117H238ZM226 117V118H225ZM231 119V121H229V120H225V119ZM235 117V118H234ZM251 117V118H250ZM254 119H253V118ZM258 117V118H257ZM233 118V119H232ZM257 118V119H256ZM13 119V118H12ZM236 119V120H235ZM200 120V122L198 123V121ZM232 120H234V121H232ZM241 120H242V122H241ZM257 120V121H256ZM220 121V122H219ZM9 122H11V121H9ZM8 122V123H9ZM196 122V123H195ZM229 122V123H228ZM231 122H234V123H231ZM241 122V123H240ZM227 123V124H226ZM256 123V124H255ZM238 124V125H237ZM5 125V124H4ZM3 125V126H4ZM214 125V126H213ZM221 125V126H220ZM218 127H219V129H218ZM224 127V128H223ZM243 127H244V129H247L246 131H244L243 130ZM1 128H2V130H3V127H1L0 126V149L3 147V148H5V149H3L2 148V150L5 152L6 150H8L9 151V149L10 148H12V149H10V151H14V153L13 154H15V158H13V156H12V161L13 162H16V164H19L21 167H22V169H26V170H28L32 175H34V176H37V174H39L38 173V170L36 169L37 168V166L36 165H39V163L41 164L42 163V159H40V158H38V157H36L35 155H32V156H34V157H32L31 155H27V153L25 152V150L23 151V149H21V146L20 145H18L17 143H16V138H20V137H22L23 135H30V133H32L31 131H23V132H21V133H17V134H15V135H9V134H6V132L4 133V130H3V132H2V130H1ZM218 129V130H217ZM243 130V131H242ZM241 131H242V133H241ZM217 132H219V133H217ZM223 134H222V133ZM225 132V133H224ZM234 132H235V134H234ZM244 132V133H243ZM247 132V133H246ZM237 133V134H236ZM246 133V135H244ZM252 133V132H251ZM4 134V135H3ZM213 135V136H212ZM217 135V136H216ZM222 135H224V136H222V137H224L223 139H222V137L221 136ZM234 135V136H233ZM235 135H237V136H235ZM241 135H242V138H241ZM245 136V137H244ZM209 137H212L211 139L209 138ZM215 137H217V138H215ZM244 137V138H243ZM9 138V139H8ZM204 138V139H203ZM205 138H207L206 140H205ZM215 138V139H214ZM226 138V139H225ZM236 138V139H235ZM238 138V139H237ZM217 139H220V142L218 141V143L216 144V142L215 141H217ZM225 139V140H224ZM238 142L239 141V143L238 144H236V141ZM241 139H242V141H241ZM4 141V142H3ZM205 141H206V143H205ZM212 142H214V143H212ZM243 144H242V143ZM3 143H5V144H3ZM203 144V145H202ZM3 145H5V147L3 146ZM205 145V146H204ZM242 145H243V147H242ZM10 146V147H9ZM198 146V145H197ZM202 146V147H201ZM234 147L235 148V150H232V147ZM93 147H95V145H93ZM241 148L242 150L245 148L246 150H244V151H246V152H241V150L240 151H238V148ZM7 148V149H6ZM23 148V147H22ZM95 148H97V147H95ZM94 148V150L92 151V153L96 150ZM197 148V147H196ZM237 149V150H236ZM1 150V151H2ZM3 151H2V153H3ZM22 152H24V153H22ZM240 152V153H239ZM18 153V154H17ZM95 153V152H94ZM231 153V154H230ZM4 154V153H3ZM21 156H20V155ZM241 155H243V157H244V159H243V157H240ZM7 156H8V154H7ZM26 156H27V159H24V158H26ZM31 156V157H30ZM200 156V155H199ZM254 156V158L258 161V160H260V157H262V158H264V152H261V153H258V155H253ZM10 157V156H9ZM18 157V158H17ZM20 157V158H19ZM28 157H30V159L28 158ZM23 158V159H22ZM36 158V159H35ZM39 160H38V159ZM240 158V159H239ZM16 159V160H15ZM21 159V160H20ZM1 160H2V157H0V162H1ZM240 161V162H239ZM18 162V163H17ZM34 162V163H33ZM39 162V163H38ZM25 163V165H23ZM27 163V164H26ZM33 163V164H32ZM38 163V164H37ZM246 162H244V166L246 165L245 164ZM31 164V165H30ZM34 164H36V165H34ZM104 164V163H103ZM108 164V163H107ZM106 163L102 166V165H100V166H102V167H97V169L95 168V170H92L89 174H92V176H93V178L94 177H96V176H98L99 175V173H100V175L98 176V178H94V179H90V185L87 187L88 188V190L86 189L84 192H83V194H84V197L86 198V196H88V198L90 197L88 194H90V195H94V194H96V192L98 193V191H94L95 190V188L96 189H100V191H99V193H98V197H100V196H102V198H108L107 196H111V194H113V193H115V190L116 189H118V188H115V187H117L116 185H114V183H113V181H114V179H116L115 178V176H113L112 175V177H111V174H110V172L112 171L109 167H107L106 165H107ZM207 164H209V165H207ZM238 164V165H237ZM0 165H2V162H1V164ZM28 165H30V166H28ZM254 165H256L257 167H255L256 168V170H258L259 171V173L261 174L262 172H260V167H258L259 165L256 163V164H254ZM35 166V167H34ZM138 166V165H137ZM185 166H186V168H185ZM198 166V163H194V166H193V163L191 164L189 161H187L186 163H185V165H183V166H179V168H176L177 169V171H174V173H173V175H171V177H169L170 176V174L171 173H169V176L168 175H166L165 176V174H166V172L167 171H165V173H163V175L164 176H160V178H159V180L161 181L162 179L161 178H164V177H166L165 179V181H161V182H163V183H161V182H159V180L158 181H155V183L154 184H150L149 183V187H150V190H151V192H150V196H144L142 193H140L141 191H135V187L132 185V188H134V192L133 193H127L129 196H124L125 198H128L129 199V201H127L128 199H125L126 201H125V203H123L124 202V199H123V202L122 201H120V203H123L125 206H123V204L121 205L120 204V206H121V211H124L126 214L125 215H127V216H125V215H121V216H118V214H116V216H114V222L116 221V223L114 224V222L113 221H111L110 223H109V229L107 228V230H106V228L103 230L100 226H102V225H100V222H99V225L98 226H95V228L92 230V231H88V234L86 235V237L87 236H89V237H87V241H94L95 243L98 241V240H100L101 242H99V243H102V250L97 246L96 248H98V251L99 252H97L96 251V249L94 248V250H93V248H92V250L94 251V255L95 254H97V256H98V258L99 257H105V263L103 262V260H104V258H103V260L101 261L100 259H102V258H99L98 259V262L96 263L95 262V264H106V263H108V264H120V262L122 263V264H136V263H138V264H144L145 262H143V261H146V263L145 264H148V262H149V259H150V261L152 262V261H154V259L155 258H157V260L158 259H163L164 258V260L162 261V263H164V264H201V262L202 263H204L205 262V264H213L214 262L213 261H215V262H217V260H218V264H220V262H222L221 260L223 259V261L224 262H222V264H228V263H230V264H233V262L236 260H238V258H236L237 257V255H238V253H239V249H237V247H239V244L241 245V246H243V243L244 244H246V242L247 241H250V239L248 238H246V236H247V232H248V230L245 228L244 230H242L241 229V231H240V229H239V231L238 230H236L237 232L235 233H233V239L232 240H234V239H237V241L236 240H234V241H230L229 242V240H231V239H228L227 238V236L226 237H224V236H221V235H225L224 234V232H223V230H226V227L225 226H221V228L218 226V224H217V221L216 220H218L217 219V217H219L218 215H221L222 214V211L224 210V209H222V211H221V208H220V211L217 213V211H218V208H216V206H215V203L216 204H218L219 206L218 207H220V205L221 206H223V203H222V201H219L220 199L222 200V198L223 197H225V199L224 200H226L227 199V197H231V189L233 190V189H235L236 190V196L238 197L237 199H240V200H242V201H238V204H237V206H242V205H245V201H244V199H246L247 197L246 196H248L247 194H249V193H255V192H258V193H262V191L264 190V185L263 184H260V183H258V184H255V182H254V184L252 183L253 181V178L251 179V178H247V179H244V181L242 182L243 183V185H241L242 183H241V181L242 180H240V178H241V176H236V177H238V178H236V179H234L233 178V182H232V184H230V186L228 187V185H222V187H224V189L223 188H221V186H220V183H222L221 181H219L220 183L218 184V182H217V189H215L216 187H211L210 186V184H206L207 182H205L204 184H200L199 186H200V191H198V192H193V194H192V192H190L191 191V184H189V180H191V178L193 177L192 175L194 174V172H196V170H195V168ZM211 166V167H210ZM239 166H241V167H239ZM31 167V168H30ZM105 167H107V168H105ZM136 167V166H135ZM135 167H133V169L135 168ZM182 167V168H181ZM203 167H204V170L206 169V171H204L203 170ZM99 168V169H98ZM199 168V167H198ZM208 168V169H207ZM220 169V170H218V169ZM33 169V170H32ZM36 169V170H35ZM110 171H108V170ZM175 169V170H176ZM229 169V170H230ZM25 170V171H26ZM135 170V169H134ZM179 170V171H178ZM215 170V171H214ZM228 170V171H229ZM255 170V171H256ZM24 171V170H23ZM94 171L95 172H99L98 173V175H96L97 173H95V174H93L94 173ZM212 171V172H211ZM251 171H252V169H251ZM162 172H164V171H162ZM161 172V173H162ZM180 172V173H179ZM240 172V171H239ZM109 173V174H108ZM160 173V174H161ZM179 173V174H178ZM264 173V172H263ZM262 173V174H263ZM105 175V178H104V181H105V179L108 177L109 178V175H110V177H111V179L109 178V180H107V181H109V183H110V181L112 182V183H110V185L108 186V185H106V186H104V188H102L103 186V180L102 181H100L102 178H103V176ZM178 174V175H177ZM80 175H82V176H80ZM80 178H83V177H85V178H87V176H88V173L87 172H83V174L82 173H80ZM87 175V176H86ZM95 175V176H94ZM103 175V176H102ZM90 176V175H89ZM92 176H90V177H92ZM100 176H102L101 178H100ZM107 176V177H106ZM186 176V177H185ZM180 177V178H179ZM185 177V178H184ZM240 177V178H239ZM107 178V179H108ZM179 178V179H178ZM84 179V178H83ZM98 179V180H97ZM171 179H173V180H171ZM238 179V180H237ZM95 180V181H94ZM141 180V179H140ZM140 180H138V181H140ZM169 180V181H168ZM188 180V181H187ZM212 180V181H213ZM247 180V181H246ZM168 181V182H167ZM178 181V182H177ZM186 183H185V182ZM146 182V181H145ZM151 182V181H150ZM154 182V181H153ZM152 182V183H153ZM160 184H159V183ZM165 182H167V183H165ZM176 182V183H175ZM184 182V185L182 184ZM238 182V183H237ZM93 183V184H92ZM99 183V184H98ZM181 183V184H180ZM241 183V184H240ZM156 184H158V186L160 187H158V186H156ZM164 184V185H163ZM179 184H180V186H179ZM97 185H98V187H97ZM153 185V186H152ZM155 185V186H154ZM231 185H232V187L233 188H231ZM239 185V187L237 188L236 186H238ZM242 187H241V186ZM102 186V187H101ZM205 186V187H204ZM220 186V187H219ZM110 187H111V191L109 190L110 189ZM29 188H31V185H29L28 186V189ZM92 190H91V189ZM115 190H114V189ZM155 188H156V190H155ZM211 188H214V189H211ZM225 188H226V190H225ZM259 188H262L261 189V191H258L259 190ZM104 189V190H103ZM106 189V190H105ZM108 189V190H107ZM178 189V190H177ZM223 189V190H222ZM101 190H103V192H101ZM149 190V189H148ZM180 190V191H179ZM189 190V191H188ZM202 190V191H201ZM219 190H220V192H219ZM229 190H230V192H229ZM88 191V192H87ZM91 191V192H90ZM109 191V192H108ZM117 191L118 190H116V193H117ZM153 191H154V194H153ZM185 191H187V192H185ZM225 191H226V193H225ZM90 192V193H89ZM100 192L102 193V194H104L105 193V195L106 196H104V195H100ZM110 192H111V194H110ZM182 192H183V194H182ZM186 194H185V193ZM77 193H79V192H77V191H75L74 192V194H73V196L75 197V195H77ZM180 193V194H179ZM196 193V194H195ZM218 193H220V194H218ZM221 193H223L222 195H221ZM243 193V194H242ZM247 193V194H246ZM126 194V195H127ZM132 194H133V197H132ZM141 196H139V195ZM142 194V195H141ZM153 194V195H152ZM116 194H113V196H115ZM163 195V196H162ZM186 195V196H185ZM197 195V196H196ZM221 195V196H220ZM224 195V196H223ZM243 195V196H242ZM96 196H97V194H96ZM117 196V195H116ZM115 196V197H116ZM153 196H155V198H153ZM217 196H218V200L216 199L217 198ZM78 196H76V198H77ZM163 197V198H162ZM185 197V198H184ZM245 197V198H244ZM261 197H263V196H261ZM91 198V197H90ZM101 198V197H100ZM112 198V197H111ZM111 198H109V199H111ZM121 199V200H122ZM136 199V200H135ZM193 199V200H192ZM212 199V200H211ZM217 201H216V200ZM104 200V202L105 203H107V205L108 204H110V202H106L105 201V199H103ZM131 200V201H130ZM132 200H134V201H136V202H134L133 203V201ZM163 200V201H162ZM185 200V201H184ZM211 200V201H210ZM216 202H215V201ZM107 201H108V199H107ZM109 201H111V200H109ZM155 201V203H153ZM159 201H161V202H159ZM200 201V202H199ZM219 201V203H217ZM229 201V200H228ZM227 200L225 201L226 202V204H228L227 202H228ZM262 201H264V197L263 198H260L259 199V201H257L256 203L258 204V206L260 205V207L262 206V204H261V202ZM128 202V203H127ZM129 202H132L131 204L129 203ZM159 202V203H158ZM182 202V203H181ZM191 202V203H190ZM192 202H196L195 204L194 203H192ZM204 202V203H203ZM215 202V203H214ZM242 202V203H241ZM145 205H144V204ZM159 205H157V204ZM202 203V204H201ZM207 205H206V204ZM214 203V204H213ZM221 203V204H220ZM244 203V204H243ZM133 204V205H132ZM156 204V205H155ZM183 204V205H182ZM241 204V205H240ZM129 205V206H128ZM138 205V206H137ZM143 205V206H142ZM147 205V206H146ZM149 206V207H148ZM155 206V207H154ZM162 206V207H161ZM201 206V207H200ZM211 206V207H210ZM213 206H215L214 208H216V209H214L213 208ZM250 206H253V203H251L250 204ZM126 207H128V208H126ZM130 207V208H129ZM131 207H133V209L132 210H130L131 209ZM138 209H137V208ZM153 207V208H152ZM143 208V209H142ZM147 208H149V209H147ZM156 208V209H155ZM225 208H226V206H225ZM122 209H124V210H122ZM176 209V210H175ZM207 209V210H206ZM159 210H161V211H159ZM226 210V209H225ZM120 211V212H121ZM127 211V212H126ZM129 211V212H128ZM138 211H140L139 213H138ZM204 212V213H203ZM206 212V213H205ZM130 213V214H129ZM132 213V214H131ZM152 214V216H151V214ZM165 213V214H164ZM198 213V214H197ZM124 214V213H123ZM212 214V215H211ZM215 216H214V215ZM218 214V215H217ZM164 215V216H163ZM187 215V216H186ZM210 215V216H209ZM123 216V217H122ZM131 216V217H130ZM163 216V217H162ZM190 216V219H188L187 217H189ZM125 218L126 220L124 221L123 219H122V221H123V223L124 222H126L127 224H122V222L119 220V222H118V220L117 219H119V218ZM205 217V218H204ZM213 217V218H212ZM147 218V219H146ZM202 218V219H201ZM210 218H212V219H210ZM129 219H130V221H129ZM185 219V220H184ZM201 219V220H200ZM146 220H148V223H147V221ZM163 220V221H162ZM191 222H190V221ZM207 220H208V222H207ZM98 221L99 220H97V224H98ZM141 221L145 224H141ZM183 221V223H181ZM113 222V224L112 225H117V223H121L120 225H124L123 226V228H121V229H123L122 231H124L123 233H124V236L127 234V236H125V237H123L122 235V231L120 230V225H117V226H119V229H118V227H117V229L120 231V232H118L117 233V230H116V228H115V231H114V233H116V234H114L113 233V229H114V226H112L111 225V223ZM180 222V223H179ZM211 222V223H210ZM213 222V223H212ZM138 223V224H137ZM96 224V225H97ZM137 224V225H136ZM181 224V225H180ZM128 225H129V227L131 226V228L130 229H133V230H130L129 229V227H128ZM133 225V226H132ZM135 225V226H134ZM139 225V226H138ZM142 227H141V226ZM205 225V226H204ZM214 225V226H213ZM235 225V224H234ZM234 225H232V229L233 228H235L234 227ZM34 226V225H33ZM178 226V227H177ZM97 227V228H96ZM112 227V228H111ZM116 227V226H115ZM125 227V228H124ZM127 227V228H126ZM132 227H134V228H132ZM215 227V228H214ZM35 228V227H34ZM224 228V229H223ZM112 229V230H111ZM126 229V230H125ZM213 229V230H212ZM214 229H215V231H214ZM261 230V232L264 230V221H260L259 223H257L256 224V226H254L253 228H252V232H254L255 233V235L257 234V232L256 231H258V230ZM37 230V229H36ZM39 231L40 230H42L41 228H39L38 229ZM100 230V231H99ZM135 230V231H134ZM175 230V231H174ZM234 230V229H233ZM247 230V231H246ZM17 231L20 233V237H19V233L18 232H16V230H14V233H16L15 235H12V237L14 236V237H16L15 239L17 240V241H19L20 239V241H22L23 239H26L25 238V233H26V231H25V233H24V231H22L21 230V226L20 227H18L17 228ZM33 231L35 232V229H32L31 231H27V232H29V233H33ZM105 231V232H104ZM109 231H112V232H110V233H108ZM171 231H172V233H171ZM180 231V232H179ZM222 233H221V232ZM55 232H57V230L56 231H54V233ZM93 233V235H92V237L90 236V234L91 233ZM102 232H103V234L105 233L106 234V238H105V234L103 235L102 234ZM128 232V233H127ZM174 232V233H173ZM219 232V233H218ZM239 232V233H238ZM245 232V233H244ZM13 233V234H14ZM24 233V234H23ZM59 233V232H58ZM97 233V234H96ZM108 233V234H107ZM112 233V234H111ZM122 235H121V234ZM133 233V234H132ZM177 233H179V234H177ZM215 233H217V234H215ZM221 233V234H220ZM244 233V235L242 236V234ZM23 234V235H22ZM96 234V235H95ZM102 234V235H101ZM113 234H114V236H113ZM119 234H120V236H121V239L122 240H120L121 241V243H124V244H121L120 243V247H124V250L126 249H129L128 251L129 252H133L132 254H129L128 253V251H127V253L129 254V257L127 256V253H125L124 255H123V253L124 252H120V251H118V252H113V251H115L114 249L112 250V251H110L109 250V248L107 247V246H103V244H108L109 242H111V241H113V240H109V239H112V237L114 238L115 237V235H116V239H120V236H119ZM166 234H167V236H166ZM188 236H187V235ZM17 235V236H16ZM56 236L58 235V234H55ZM61 234L59 233V235L58 236H60ZM107 235H109V237L107 236ZM130 235V236H129ZM170 235V236H169ZM178 235V236H177ZM216 235V236H215ZM239 237H238V236ZM249 235V234H248ZM96 236H97V238H96ZM99 236H100V238H99ZM129 236V237H128ZM163 236V237H162ZM212 236V237H211ZM214 236V237H213ZM221 236V237H220ZM257 236V235H256ZM258 236H259V234H258ZM14 237H13V240H14ZM109 239H108V238ZM165 237V238H164ZM168 237H169V239H168ZM186 237H188V238H186ZM196 237V239H194L193 240V238H195ZM198 237V238H197ZM243 237H245L244 239L245 240H243L242 238ZM18 238V239H17ZM34 237L33 236H29L28 237V239H26V240H28V242H30L31 241V239H33ZM94 238V239H93ZM96 238V239H95ZM99 238V239H98ZM104 240H103V239ZM115 238H114V240H115ZM152 238V239H151ZM176 238V239H175ZM224 238V239H223ZM227 238V239H226ZM239 238H241L240 240H241V242H243V243H241L240 241H239V243H238V240H239ZM250 238H252V237H250ZM261 238H263L264 239V232H262V234H261ZM260 238V239H261ZM98 239V240H97ZM124 239V240H123ZM158 239V240H157ZM167 239V240H166ZM172 239H173V242H170V241H172ZM184 239H186V240H184ZM190 239V240H189ZM212 239V240H211ZM16 240H14L13 242H15ZM46 239H44V241H43V239L41 240V243L43 244V243H45L46 241H45ZM134 240H136L137 242H135ZM192 240V242H190ZM196 240V241H195ZM199 240V241H198ZM201 240V241H200ZM206 240V241H205ZM211 240V241H210ZM227 240H228V242H227ZM256 240H257V238H256ZM102 241H109L108 243H103ZM153 241V242H152ZM167 241V242H166ZM194 241V242H193ZM203 241V242H202ZM129 244H128V243ZM195 242H197V244L195 243ZM237 242V243H236ZM40 243V244H41ZM98 243V244H99ZM138 243L140 244V245H138ZM143 243V244H142ZM157 243V244H156ZM192 245H195V246H191V244ZM226 243H227V245H228V247H227V245H226ZM234 243H236V244H238V245H236V247H234L235 245H234ZM41 244V245H42ZM149 244V245H148ZM152 246H151V245ZM154 244H156V245H154ZM190 244V245H189ZM203 244V245H202ZM247 244H248V242H247ZM1 245H3V244H1L0 243V246ZM5 245V244H4ZM9 245H11V244H9V242H7L6 243V246L8 247ZM52 245V244H51ZM157 245L159 246V247H157ZM201 245V246H200ZM263 245V244H262ZM261 245V247L260 246H257V248H255L254 249V253L256 254V256H261L262 258H261V260L264 258V245L262 246ZM53 246V245H52ZM51 246V247H52ZM94 246H96V245H94ZM132 247V250L130 251V249H131V247ZM149 246V247H148ZM151 246V247H150ZM165 246V247H164ZM9 247H11V250H12V248H13V244L11 245V246H9ZM130 247V248H129ZM140 247V248H139ZM162 247V248H161ZM186 247V248H185ZM192 247V248H191ZM232 247H233V249L234 248H236L237 249V252H235L236 251V249H234L235 251L233 252L232 250ZM258 247H260V251H259V248ZM106 248H108V249H106ZM140 249V251H139V249ZM149 248V249H148ZM152 248V249H151ZM193 248H195V249H193ZM201 248V249H200ZM229 248V251H231L230 253H235V254H230L229 253V251L227 250ZM242 248V247H241ZM240 248V249H241ZM10 249V248H9ZM104 249V250H103ZM142 249L144 250L145 249V252L144 251H142ZM148 249V250H147ZM160 249V250H159ZM185 249V250H184ZM187 249V250H186ZM197 249L199 250V251H197ZM222 249V250H221ZM70 253L72 252V254L69 256L70 258H69V260H71V261H69L68 260V264H72L73 262H75V263H73V264H85L84 263V260L82 259H80L81 257H78L77 255L79 254L77 251H78V249H77V251H76V248H70ZM74 250V251H73ZM109 250V252H112V253H108L107 251ZM126 250H125V252H126ZM136 250V251H135ZM146 250H147V252H146ZM150 250H152L151 252H153L154 250V253H150ZM164 251V252H162V251ZM167 250V251H166ZM196 251L197 253H195V252H193V251ZM224 250V251H223ZM166 251V252H165ZM189 251V252H188ZM215 251V252H214ZM221 253H223V254H221ZM246 251H248V250H246ZM259 251V252H258ZM76 253V255H75V253ZM91 252V251H90ZM97 252V253H96ZM101 252V253H100ZM139 252V253H138ZM160 252H162V253H165V256L164 257H156V256H158V255H160L159 253ZM185 252H186V254H185ZM188 252V253H187ZM218 252V253H217ZM258 252V253H257ZM262 254H261V253ZM69 253V254H70ZM105 253V254H104ZM108 253V254H107ZM114 253H115V255H114ZM146 253H149V255H147ZM162 253H161V255H162ZM168 253H169V255H168ZM194 253V254H193ZM214 253H215V256H214ZM226 253V254H225ZM237 253V254H236ZM249 254V252H245L244 253V259H242V262L245 260V254H246V258L247 257H250L248 254ZM93 254V253H92ZM100 254V255H99ZM108 256H107V255ZM112 254V255H111ZM120 254H121V256H120ZM136 255L135 257L133 256V255ZM144 254V255H143ZM146 254V255H145ZM158 254V255H157ZM170 254H171V257H170ZM202 255V257L200 256V255ZM209 254V255H208ZM211 254V255H210ZM217 254V255H216ZM221 254V255H220ZM225 254V255H224ZM231 255L232 256V259H230L231 257L230 256H228V255ZM261 254V255H260ZM116 255H118V256H116ZM126 255V256H125ZM152 255V256H151ZM185 255V256H184ZM189 255V256H188ZM224 255V256H223ZM233 255H234V258H235V260L233 261ZM75 256V257H74ZM96 256V255H95ZM149 256H150V258H149ZM154 256V257H153ZM169 256V257H168ZM196 256V259H194V257ZM204 256H206V257H204ZM218 256V257H217ZM74 257V258H73ZM76 257H78L79 258V260H78V258H76ZM126 257H127V259H128V261H127V259H126ZM147 257V258H146ZM165 257H167L166 259H165ZM189 257H191V258H189ZM199 257H200V259L202 258V261L199 259ZM204 257V258H203ZM216 257V258H215ZM220 257H223L221 260H220ZM227 257H230V258H228L229 260H227ZM115 258V259H114ZM117 258H118V261H117ZM140 258V259H139ZM142 258V259H141ZM152 258H153V260H152ZM168 258H171V259H168ZM217 258H219V259H217ZM72 259H73V261H72ZM76 259H77V261H76ZM107 259V260H106ZM121 259V260H120ZM170 260V261H168V260ZM188 259V260H187ZM216 259V260H215ZM250 258H247V260H245L244 262H243V264L246 262L247 263V261L249 260ZM81 260V261H80ZM110 260V261H109ZM134 260V261H133ZM196 260V261H195ZM204 260V261H203ZM220 260V261H219ZM261 260H258V261H261ZM100 261H101V263H100ZM117 263H116V262ZM138 261V262H137ZM167 261V262H166ZM228 261V262H227ZM236 261H235V263H236ZM77 262H79V263H77ZM91 262V261H90ZM111 262V263H110ZM169 262V263H168ZM226 262V263H225ZM262 262H264V260L263 261H261V262H258V264H262ZM94 264V261L93 262H91L90 264ZM237 263H239L238 261H237ZM2 264V263H1ZM216 264V263H215ZM248 264V263H247Z\"/></svg>",
    "mask_w": 264,
    "mask_h": 264
}]
</instances>
